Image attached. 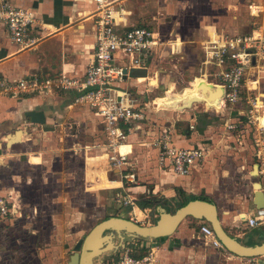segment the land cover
<instances>
[{
	"label": "crops",
	"instance_id": "obj_1",
	"mask_svg": "<svg viewBox=\"0 0 264 264\" xmlns=\"http://www.w3.org/2000/svg\"><path fill=\"white\" fill-rule=\"evenodd\" d=\"M0 1L34 10L42 25L36 28L42 38L35 50H31L19 49L14 45L5 26L0 23V77L17 80L39 74L56 76L62 71L72 76L84 75L87 66L93 62L95 26L88 16L92 5L82 0ZM257 2L264 4V0H124L122 6L128 15L122 23L118 22L116 28L124 30L145 26L152 29L159 38L155 49L145 58V67L135 69L145 70L146 75L132 76L128 78L132 81L130 85L118 86L120 91H126L125 96L120 95L121 99L142 107L138 98L143 93L149 95L153 89L146 83L154 85L156 81L153 79H156L158 73L165 72L172 61L178 63L179 67L198 65L201 59L199 53L201 50L204 53L203 45L213 31L230 35L251 33L257 24L264 22V17L251 16L247 11V4ZM190 11L196 14H190ZM188 21L193 25L191 28L185 24ZM200 65L201 77H195L191 87L197 78L205 79L208 84L216 87L212 95L216 94L220 87L214 85V81L209 82L208 77L202 73L203 61ZM186 89L173 93V87H169L164 96L156 97L152 101L155 113L146 114L145 119L136 123L120 144L121 152L130 153L128 162L136 173L137 182L125 184L119 177L109 180L102 175L101 182L95 184V187L113 188L117 194L132 195L135 198L133 206H126L131 208L127 212L130 219L137 210L140 213L141 210L148 212L152 221L158 216L159 207L173 212L190 199L211 201L217 206L219 219L230 235L238 240L248 236V244H258L264 240V235L260 233L264 225L251 228L240 219L243 214H258L253 204L256 182L250 181L251 171L246 166L252 160V166L254 164L258 170L253 145L244 137L245 141L239 142L244 147L239 148L236 144L238 138L235 137L237 132H229L226 138L224 135L225 123L232 122L234 115L239 118L243 106H234L232 111L226 110L221 101L222 88L220 97L213 103L204 100L187 105L181 98ZM73 101L74 97L64 92L0 96V196L7 200L9 209L7 215L0 214V264L69 262L77 242L71 233L72 227L81 223V215H64V210L69 209L68 206L64 208V203L69 198L70 205L80 207L85 201L80 191L76 193L71 188L61 192L60 200L55 202L52 187L57 183L68 185L74 171L64 170L62 160L46 157L42 151L37 153L39 156L33 157L30 151L25 153L24 148L50 141L55 131L61 132L66 125L69 128L74 124L78 127L80 125L78 130L84 132L81 135L79 132L76 137V142L86 144L79 145L81 151H85L84 148L89 145L86 133L94 131L92 135L97 145L94 147H97L99 154L88 157L87 162L90 164L104 157L105 152L102 155L99 149L105 148V132L100 117ZM201 104L204 108L200 111L198 108ZM145 105L148 107V104ZM163 110L178 111L179 114H175L178 117L172 115L173 112H160ZM30 111H42L45 123H32L26 116ZM164 134L170 137L171 144L176 147L204 150V159L195 163L188 175L176 176L168 166L160 168L156 165L157 148L152 143ZM61 138L60 135L59 140ZM36 139L37 142H34ZM136 150L139 153L135 155ZM245 150V153L239 154ZM259 184L263 189V183ZM239 185H242V191H239ZM24 190L30 192L34 201L24 202ZM70 193L74 194L73 199L69 197ZM145 203L149 204L144 207ZM171 205L175 206L173 210L170 209ZM153 206L155 211H147ZM183 223L171 236L161 239V245L154 248L158 264H208L205 258L214 256L217 258L211 260L214 264H221L218 263V257L223 260V264H243V257L221 252L213 246H206V250H209L197 254L193 249L184 247V243L190 246L193 239L191 231ZM245 227L250 230L247 232ZM255 235L261 241L254 240ZM148 241L153 240L141 243L148 245ZM193 259L198 261L194 263Z\"/></svg>",
	"mask_w": 264,
	"mask_h": 264
},
{
	"label": "built area",
	"instance_id": "obj_2",
	"mask_svg": "<svg viewBox=\"0 0 264 264\" xmlns=\"http://www.w3.org/2000/svg\"><path fill=\"white\" fill-rule=\"evenodd\" d=\"M82 1L92 5L88 16L95 26L93 62L87 66L84 75L72 76L62 71L56 76L39 74L17 80L0 77V96L19 97L52 92L72 95L74 104L85 106L100 117L106 136L107 158L119 170L122 180L135 184L136 173L128 162L130 153L121 152L120 144L134 125L145 119L146 111L145 107L134 106L130 101L121 99L120 95L125 96L126 91H120L118 86L133 76V70L145 67V58L157 46L158 38L152 29L145 26L124 30L116 28L118 22L122 23L128 15L122 6L124 0ZM247 11L251 16L264 17V4L249 3ZM0 23L5 26L10 40L19 49L35 50L42 38L36 32V28L42 25L32 9L0 1ZM203 50L204 76L207 78L208 70L213 69L214 85L222 88L223 106H243L239 118L225 123V128L231 134L237 132L242 141H245L244 137L250 140L258 172L264 179V110L256 95L264 67V22L257 24L251 33L245 35L213 31L203 45ZM152 145L157 148L156 165L160 168L168 166L176 176L188 175L194 164L202 161L205 156L202 148L174 146L165 134L153 141ZM262 183L264 185V180ZM146 192L149 193V190ZM134 200L128 193L117 197L118 203L124 206H133ZM8 210L7 200L0 196V214L7 215ZM150 217L147 212L144 219L150 220ZM240 219L251 228L264 225V208L258 209L255 216L243 214ZM131 220L138 222L136 212H133ZM198 235L205 246L228 252L208 222H199ZM155 247L139 256L133 255L131 248L125 247L117 259L108 258L119 251L96 259L94 264H158ZM243 264H264V255L244 258Z\"/></svg>",
	"mask_w": 264,
	"mask_h": 264
},
{
	"label": "rangeland",
	"instance_id": "obj_3",
	"mask_svg": "<svg viewBox=\"0 0 264 264\" xmlns=\"http://www.w3.org/2000/svg\"><path fill=\"white\" fill-rule=\"evenodd\" d=\"M257 3H259V2H257ZM259 4H261V3H259ZM190 14H196V13H194L193 11H190ZM185 24L188 25L190 28L193 26V25H190L189 21ZM157 38H159V37H157ZM199 54H200L199 58H201L200 59V62H201L204 60V53L201 50ZM200 62L198 65H196V64L192 65L191 64V65H188L185 67H183V66L179 67L178 63L176 64V62L172 61V63L170 65H168V67L165 69V72H162L160 74L158 73L156 79H153L156 81V83L154 85H150V84L146 83L148 86L153 87V89L151 90V93H149V95H145V93H143V95H141V97L138 98L139 101L141 102L140 105L142 107H145L146 114L155 113L156 108L153 106L152 101L156 97L164 96L165 91H167V89L169 87H173V91H172L173 93H180L185 88L191 87V82L194 80V78L195 77H201L200 73H199V71H200L199 69L201 68ZM263 64H264V62H263ZM202 73H205V71L203 70ZM213 74H214L213 69H210L209 73H208V75H209L208 81L209 82L215 80L214 79L215 77ZM260 75H262V76L260 79L259 89L256 90V95L258 96L259 102L262 104L263 110H264V67H263V72H261ZM157 78H158V80H157ZM131 82H132L131 80H127L125 82V86L130 85ZM73 103H74V101H73ZM145 104H148V107H146ZM237 106H239V105H236V107ZM79 107L84 108V106H81V105H79ZM203 108L204 107L201 104L200 107L198 108V110L201 111ZM231 108L234 109L235 107L231 106L229 104H226V108H225L226 110L228 109V111H232ZM160 112L169 113V112H173V111H166V110L164 111L163 110ZM175 114H179V112L177 111V112L172 113V115H174V116H175ZM175 117H178V115H176ZM232 119H238V118L236 117V115H234V117ZM97 120H98V118H97ZM222 123H223V121H222ZM222 127H224V126H222ZM78 128H81V126L79 125V127H78L77 125L73 124V125L69 126V128H68V126L66 125L65 128L61 130V132L55 131L53 135L51 134L52 137L50 138V141L46 140L43 142H38L35 145L28 146L27 148H24V152L26 153L27 151L28 152L30 151L29 154L33 157L37 156L38 155L37 153L39 151H42L46 157L55 158L57 161L62 160V161H64V165H63L64 170L70 169V170L74 171L73 172L74 176H73L72 180L68 183V185L67 184L62 185V184L57 183V184H55L54 187H52V189L54 190L55 202H58L60 200L59 194L61 192L62 193L67 192L71 188L76 193L78 191L81 192V197L83 198V201H85L84 205H82L80 207H78L76 205L75 206L70 205V202L68 201L69 198L67 200H65V203H64V208H65V206H68V208H69V209L64 210L65 211L64 215L68 216V214H70V216H71L74 213H76V216L81 215V218H80L81 223L73 226L72 232H71L72 234H74L73 236L75 237V239L77 241L81 240L95 224L106 219L107 217L119 216V217H123V218H128L127 212L131 209L129 207L122 205V203H118L117 197L119 194H117L115 189H113V188H110V189L109 188L108 189L100 188V189H98L97 186L95 187V184L101 182L102 175L109 180L114 179V178H118V177L120 179L121 176L119 174V170L116 167H114V165L110 162V159L107 158V155H104V152H105V154L107 153L106 146H104L105 148H103V147L99 148L100 150H102L100 153L102 155H104V157H101V158L95 160L97 162L94 161L90 164L87 162L88 157H91V156L95 157L96 155L99 154V153H97V150H96L97 147H94L96 145L95 139L92 135V134H94V131H92V132L88 131L86 133V137H87L86 140L88 141L89 145H88V147L84 148L85 151L84 150L81 151L79 149L80 148L79 145L83 144L84 146H86V144L81 143V142H80L81 144H79L78 141L76 142V137L79 136V132H80V135L84 133L82 130L79 131ZM228 133L229 132H227L226 128L224 127L225 138L228 136ZM219 134L221 135V132ZM60 135L62 136V138L59 140ZM235 137L238 138V141L236 143L237 146H239V148H241V146L244 147V144L239 145V141H241L240 135H238L236 133ZM77 140H78V138H77ZM34 142H37V139L34 140ZM104 142H106V136H104ZM28 149H30V150H28ZM246 151L247 150L240 151L239 154H241V153L243 154ZM75 152H77V155H74ZM138 153L139 152H137V150H136L135 155ZM248 154H249V152H247L246 155H248ZM251 161L246 163L248 170L251 171L250 181L256 182V183L262 182V180H264L263 177L258 173L257 167L254 166V164L252 166ZM99 168H102V169H99ZM116 174H117V176H115ZM123 182H125V184L127 183L125 180H123ZM65 186H67L68 188ZM52 189H50V190H52ZM238 189H239V191H242V185H239ZM24 191H26V194L23 195L24 202L30 203L31 200L34 201L33 199H31L30 192L28 190H24ZM76 196H78V195L76 194ZM69 197L73 199L74 194L72 195L70 193ZM182 200L184 201L185 198L182 197ZM55 206H61V205L56 204ZM173 206L174 205H171L170 209L173 210L175 208V206L174 207ZM222 207H224V206H222ZM73 208L75 209V211ZM148 209L149 210H147V211H152V210L155 211V206L148 208ZM141 211H142V213H140L139 210L136 211L137 215H138V219L140 220V224L150 225L152 223V221L149 220V218L144 219V217L147 215L146 211H144V210H141ZM155 218H157V216ZM128 219H130V218H128ZM182 223L184 224L183 226L186 225V227L191 231V238L193 239L192 240L193 243H191L190 246L187 243H184L183 246L184 247L186 246L189 249H193V251L196 254L199 253L200 251L202 253L204 251L209 250V249L206 250L207 247L203 244V241L197 237V235H198L197 226L199 224V221L196 219L188 217L185 220H183ZM244 230H246L248 232L250 229L245 227ZM253 239L258 241L261 238H258L255 235ZM160 240L161 239L148 241L149 244L144 245L141 242H144L145 240H140V239L132 240V239L126 238V240H125L126 246L125 247L131 248L133 255L139 256V255H142L143 253H146V251L151 249V247L161 245L162 241H160ZM115 242L117 243L116 239H115ZM118 251L119 252L117 254L110 256L108 259H110V260L117 259L120 256L122 249H120ZM214 251H217V250H214ZM219 258L220 257H218V261H219L218 263L223 264L224 263L223 260H220L221 258L220 259ZM212 259L215 260L217 258L215 256L214 257H207V259L205 258V262H208V264H214L211 262ZM193 261H194V263H196L198 260L193 259ZM199 264H204V263L199 262Z\"/></svg>",
	"mask_w": 264,
	"mask_h": 264
},
{
	"label": "water",
	"instance_id": "obj_4",
	"mask_svg": "<svg viewBox=\"0 0 264 264\" xmlns=\"http://www.w3.org/2000/svg\"><path fill=\"white\" fill-rule=\"evenodd\" d=\"M132 75L145 76L146 71L134 70ZM26 116L30 118L32 123H45V116L42 111H30L26 113ZM255 188L253 204L257 209H263L264 191L259 183H255ZM187 217L207 221L219 242L228 252L236 256L249 258L264 255V240L254 245L248 244V236L238 240L235 236L230 235L222 225L218 216L217 206L213 202L191 199L173 212L167 211L164 207H159L158 216L152 219L150 225H142L131 219L119 216H110L100 221L81 240L76 242L68 264H94L95 259L124 249L126 238L132 240L166 238L171 236Z\"/></svg>",
	"mask_w": 264,
	"mask_h": 264
},
{
	"label": "bare ground",
	"instance_id": "obj_5",
	"mask_svg": "<svg viewBox=\"0 0 264 264\" xmlns=\"http://www.w3.org/2000/svg\"><path fill=\"white\" fill-rule=\"evenodd\" d=\"M216 89L211 84H208L205 79L197 78L195 83L191 88L185 90L184 94L181 96L184 103L190 105L195 102L207 101L208 103H213L221 94V88L218 89L217 93L212 95V92ZM223 102V97L221 98ZM264 120V117L262 118Z\"/></svg>",
	"mask_w": 264,
	"mask_h": 264
},
{
	"label": "trees",
	"instance_id": "obj_6",
	"mask_svg": "<svg viewBox=\"0 0 264 264\" xmlns=\"http://www.w3.org/2000/svg\"><path fill=\"white\" fill-rule=\"evenodd\" d=\"M194 199H195V198H194ZM190 200H191V199H190ZM187 201H188V200H187ZM187 201H185V202H187ZM185 202H183L182 205L185 204ZM148 204H149V203H145V204H144V207H146V205H148ZM107 218H108V217H107ZM260 233H262L261 235L263 236V235H264V230H262ZM160 239H163V238H160Z\"/></svg>",
	"mask_w": 264,
	"mask_h": 264
}]
</instances>
